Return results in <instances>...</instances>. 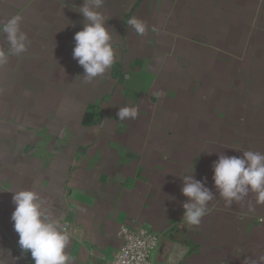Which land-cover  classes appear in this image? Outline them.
I'll return each mask as SVG.
<instances>
[{"label":"crops","instance_id":"0c3cea01","mask_svg":"<svg viewBox=\"0 0 264 264\" xmlns=\"http://www.w3.org/2000/svg\"><path fill=\"white\" fill-rule=\"evenodd\" d=\"M86 2L0 0V26L20 16L28 38L0 64V264H34L11 221L20 190L72 233V264L111 261L122 225L161 235L153 264H169L171 238L188 247L178 264H264V204L228 206L212 180L219 155L264 153V0H104L116 62L90 82L73 58ZM192 172L214 195L196 226Z\"/></svg>","mask_w":264,"mask_h":264},{"label":"clouds","instance_id":"9594fccd","mask_svg":"<svg viewBox=\"0 0 264 264\" xmlns=\"http://www.w3.org/2000/svg\"><path fill=\"white\" fill-rule=\"evenodd\" d=\"M104 0H87L82 7L85 22L83 29L74 35L73 58L83 67L87 82L103 76L116 62L112 45L113 37L100 11ZM138 35L146 31L145 23L131 17L127 20ZM8 47L0 49V64L8 60V52L20 55L27 50L28 38L21 30V17L14 16L0 26ZM121 120L136 119L137 107L118 109ZM214 187L228 206L243 201L249 192L256 194L258 204H264V153L247 150L242 156L219 155L212 164ZM182 194L187 197L183 204V219L190 226L201 223L206 215L208 203L213 199L212 191L206 187V178L197 180L193 175L182 177ZM14 211L11 214L13 229L18 234V245L22 252H30L34 264H72L66 249L72 233L43 210L39 194L32 190L13 192ZM170 264H175V258Z\"/></svg>","mask_w":264,"mask_h":264},{"label":"built area","instance_id":"2783aa9c","mask_svg":"<svg viewBox=\"0 0 264 264\" xmlns=\"http://www.w3.org/2000/svg\"><path fill=\"white\" fill-rule=\"evenodd\" d=\"M119 237L122 244L107 264H153L152 256L160 245V234L145 227L122 225Z\"/></svg>","mask_w":264,"mask_h":264},{"label":"water","instance_id":"95a60500","mask_svg":"<svg viewBox=\"0 0 264 264\" xmlns=\"http://www.w3.org/2000/svg\"><path fill=\"white\" fill-rule=\"evenodd\" d=\"M171 239L173 245L169 255L168 263L170 264V262L173 261V259L175 258V264H178L179 261L182 259L183 255L187 252L188 247L177 238H171Z\"/></svg>","mask_w":264,"mask_h":264}]
</instances>
